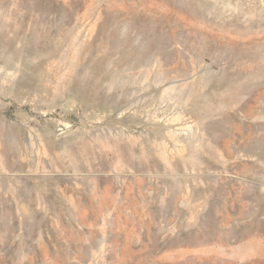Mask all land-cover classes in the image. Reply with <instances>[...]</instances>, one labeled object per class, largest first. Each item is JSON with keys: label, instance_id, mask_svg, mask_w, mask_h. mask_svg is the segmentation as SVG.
<instances>
[{"label": "rangeland", "instance_id": "1", "mask_svg": "<svg viewBox=\"0 0 264 264\" xmlns=\"http://www.w3.org/2000/svg\"><path fill=\"white\" fill-rule=\"evenodd\" d=\"M263 204L264 0H0V264H264Z\"/></svg>", "mask_w": 264, "mask_h": 264}, {"label": "bare ground", "instance_id": "2", "mask_svg": "<svg viewBox=\"0 0 264 264\" xmlns=\"http://www.w3.org/2000/svg\"><path fill=\"white\" fill-rule=\"evenodd\" d=\"M159 78H160V77H159ZM160 81H161V80H160ZM158 82H159V81H158ZM113 84H114V83H113ZM106 87H108V86H106ZM104 88H105V87H104ZM110 88H111V87H110ZM118 88H119V87H118ZM118 88H116V89H118ZM101 136H103V135H101ZM103 137H104V136H103ZM116 138H117V137H116ZM129 141H130V140H129ZM52 145H53V144H52ZM90 145H91V144H90ZM254 145H255V144H254ZM262 146H263V145H262ZM90 147H91V146H90ZM91 148H92V147H91ZM162 148H163V147H162ZM85 149H86V148H85ZM138 149H139V148H138ZM143 150H144V149H143ZM87 151H89V150H87ZM92 151H93V150H92ZM127 151H128V150H127ZM134 152H135V151H134ZM63 153H64V152H63ZM93 153H94V152H93ZM160 153H161V152H160ZM77 154H78V153H77ZM90 154H91V153H90ZM143 154H144V153H143ZM80 155H81V154H80ZM83 155H84V154H83ZM83 155H82V156H83ZM85 155H87V153H86ZM134 155H135V153H134ZM137 155H138V154H137ZM62 156H63V155H62ZM78 157H79V156H78ZM136 158H138V156H136ZM129 159H130V158H129ZM61 160L64 161V163H67V165H70L71 167H73V166H75V167H79L80 164H81V165H87V163H88V162L82 160L83 163H80V164H79V163L76 162L75 160H73V159H69V160H68L67 158H62ZM86 160H87V159H86ZM90 160H91V159H90ZM127 160H128V159H127ZM133 160H135V159H133ZM92 161H93V160H92ZM130 161H131V160H130ZM135 161H136V160H135ZM80 162H81V161H80ZM125 162H127V161H125ZM132 162H133V161H132ZM136 162H138V161H136ZM90 163H91V162H90ZM92 163H93V162H92ZM92 163H91V164H92ZM95 163H96V162H95ZM97 163H98V162H97ZM13 164H14V163H13ZM127 164H128V163H127ZM67 165H66V166H67ZM88 165H89V164H88ZM134 165H135V164H134ZM70 166H69V167H70ZM141 166H142V165H141ZM133 167H134V166H133ZM131 168H132V166H131ZM77 169H78V168H77ZM141 169H142V168H141ZM147 169H148V168H147ZM152 169H153V168H152ZM149 170H150V169H149ZM252 203H253V202H252ZM263 205H264V204H263ZM261 207H262V206H261ZM250 209H251V208H250ZM249 213H250V212H249ZM247 215H248V214H247ZM217 216H218V215H217ZM262 216H263V215H262ZM262 216H261V217H262ZM248 217H249V215H248ZM248 217H247V218H248ZM213 219H214V217H213ZM241 220H242V219H241ZM203 221H204V220H203ZM210 221H211V220H210ZM214 221H215V220H214ZM208 222H209V221H208ZM208 222H207V223H208ZM258 223H259V220H258ZM258 223H257V224H258ZM261 224H262V223H260V226H261ZM252 225H254V224H251L250 226L252 227ZM256 228H257V227H256ZM253 229H254V227H253ZM256 230H258V229H255V231H256ZM262 230H263V229H262ZM262 230H261V231H262ZM245 231H246V230H245ZM245 231H244V232H245ZM244 232H243V233H244ZM250 232H251V231H250ZM243 233H242V234H243ZM244 234H245V233H244ZM235 236H236V235H235ZM238 240H240V239H238ZM238 242H239V241H238ZM229 243H230V242H229ZM239 243H240V242H239Z\"/></svg>", "mask_w": 264, "mask_h": 264}]
</instances>
